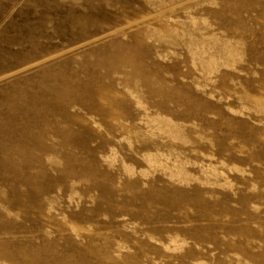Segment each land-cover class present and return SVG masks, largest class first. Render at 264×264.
<instances>
[{
    "label": "rangeland",
    "instance_id": "1",
    "mask_svg": "<svg viewBox=\"0 0 264 264\" xmlns=\"http://www.w3.org/2000/svg\"><path fill=\"white\" fill-rule=\"evenodd\" d=\"M0 264H264V0H0Z\"/></svg>",
    "mask_w": 264,
    "mask_h": 264
},
{
    "label": "bare ground",
    "instance_id": "2",
    "mask_svg": "<svg viewBox=\"0 0 264 264\" xmlns=\"http://www.w3.org/2000/svg\"><path fill=\"white\" fill-rule=\"evenodd\" d=\"M150 157H152V155L150 156ZM165 158V157H164ZM166 158H168V157H166ZM148 159V158H147ZM152 159H153V157H152ZM159 160V159H158ZM164 161V160H163ZM152 162H153V160H152ZM160 162V161H159ZM176 163V162H175ZM156 164H157V162H156ZM162 164V163H161ZM178 165V164H177ZM163 166V165H162ZM161 167V166H160ZM178 167V166H177ZM177 167H176V169H177ZM180 169H181V167H180ZM178 170V169H177ZM183 170V169H182ZM181 172V171H180ZM175 173V172H174ZM213 173V172H212ZM215 173V172H214ZM217 173V172H216ZM179 174V173H178ZM183 174H185V173H183ZM213 175V174H212ZM216 175V174H215ZM214 175V176H215ZM181 176V175H180ZM217 176V175H216ZM183 178V177H182ZM182 180V179H181ZM183 181V180H182ZM172 241H174V240H172ZM175 242V241H174ZM174 244H176V243H174ZM167 249V248H166Z\"/></svg>",
    "mask_w": 264,
    "mask_h": 264
}]
</instances>
